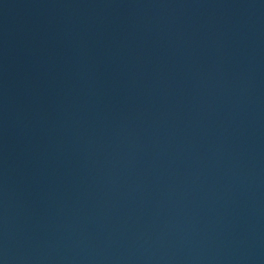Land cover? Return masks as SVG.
Segmentation results:
<instances>
[{
    "label": "water",
    "instance_id": "1",
    "mask_svg": "<svg viewBox=\"0 0 264 264\" xmlns=\"http://www.w3.org/2000/svg\"><path fill=\"white\" fill-rule=\"evenodd\" d=\"M0 264H264V0H0Z\"/></svg>",
    "mask_w": 264,
    "mask_h": 264
}]
</instances>
